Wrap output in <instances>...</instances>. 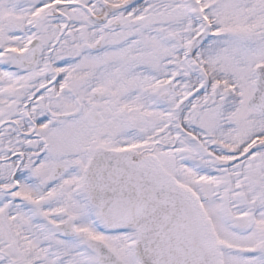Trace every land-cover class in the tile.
Returning a JSON list of instances; mask_svg holds the SVG:
<instances>
[{
	"label": "snow or ice",
	"instance_id": "obj_1",
	"mask_svg": "<svg viewBox=\"0 0 264 264\" xmlns=\"http://www.w3.org/2000/svg\"><path fill=\"white\" fill-rule=\"evenodd\" d=\"M0 264H264V0H0Z\"/></svg>",
	"mask_w": 264,
	"mask_h": 264
}]
</instances>
